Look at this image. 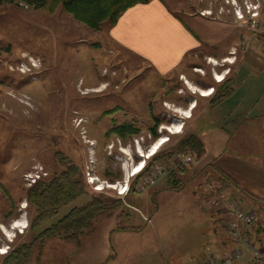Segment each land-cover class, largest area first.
I'll return each mask as SVG.
<instances>
[{
	"label": "rangeland",
	"instance_id": "374dc122",
	"mask_svg": "<svg viewBox=\"0 0 264 264\" xmlns=\"http://www.w3.org/2000/svg\"><path fill=\"white\" fill-rule=\"evenodd\" d=\"M163 2L200 41L168 74L112 39L110 30H95L63 7L37 9L22 0L0 5V264L92 196L123 203L99 215L80 243L48 238L30 264H104L111 256L106 264H191L212 251L219 232L224 236L210 217L214 201L242 196L236 187L218 190L213 159L224 151L254 159L264 154V0ZM228 78L235 91L215 110L227 117L222 126L211 98ZM196 89L214 92L205 97ZM124 125L139 132L126 138L112 132ZM189 134L202 139L206 154L197 158L189 150L193 161L184 165L177 147ZM170 151L180 190L169 186ZM59 152L80 167L87 192L34 227L28 191L64 169ZM143 159L141 173L147 172L131 177ZM160 166L166 171L156 184L142 189ZM88 170L101 183L131 177L130 191H98ZM249 208L264 221V203Z\"/></svg>",
	"mask_w": 264,
	"mask_h": 264
},
{
	"label": "trees",
	"instance_id": "16d2710c",
	"mask_svg": "<svg viewBox=\"0 0 264 264\" xmlns=\"http://www.w3.org/2000/svg\"><path fill=\"white\" fill-rule=\"evenodd\" d=\"M15 0H0V5L10 3ZM28 5L37 9H50L55 11L56 8L63 7L68 13L72 14L75 19L88 25L89 27L102 31L111 30L119 22L120 18L132 7L139 4H147L151 0H22ZM235 91L234 78H228L223 84L221 90H217L211 98V106L215 108L224 102ZM112 112V111H111ZM161 120H157L156 126L152 131L157 135V126ZM123 138L128 135L137 134L139 129L130 125L119 126L112 129ZM179 152L189 153L193 151L197 158H201L205 152V145L200 137L196 134L184 136L177 147ZM175 151L167 153L169 162L166 166L170 167L168 182L171 189L180 190L183 188V182L178 177L179 171L173 169L172 160ZM56 158L63 164L64 169L48 181L38 180L28 191V200L35 207L36 215L33 220L34 227L56 216L60 209L75 201L77 198L86 194V187L82 178L80 167L62 153H57ZM157 157H155L156 159ZM181 172H186V168H181ZM216 171V170H215ZM147 170L139 175V178ZM217 177L215 182L219 183L220 192L235 188L237 182L228 174L216 171ZM138 178V179H139ZM140 180V179H139ZM137 180V182L139 181ZM136 192V183L132 185L130 195ZM130 195L127 196L130 197ZM123 199L110 200L101 196H92L84 205L73 208L63 218L58 220L50 227L43 230L38 237L31 243L19 245L6 256L8 264H30L34 252L39 244L43 247L46 240L51 237H59L68 242H79L81 236L90 231L93 227L94 220L101 214L111 212L118 208ZM224 215L222 208H217L210 213L211 219L215 223H221ZM262 231V229H261ZM257 229H249L246 234L254 237ZM257 239V238H255ZM262 241V239H261ZM115 256L109 257L106 262H110ZM106 262L104 264H106Z\"/></svg>",
	"mask_w": 264,
	"mask_h": 264
},
{
	"label": "crops",
	"instance_id": "0c3cea01",
	"mask_svg": "<svg viewBox=\"0 0 264 264\" xmlns=\"http://www.w3.org/2000/svg\"><path fill=\"white\" fill-rule=\"evenodd\" d=\"M109 33L112 39L146 59L162 74H168L178 68L188 54L200 46L198 37L167 7L163 0H151L147 4L130 8ZM201 87L203 86H198V89ZM200 91L203 92L198 90ZM220 106L212 109V113L215 121L224 126L223 119L227 117L215 115V110L217 111ZM232 127L236 130L238 126L234 123ZM213 163L212 167L216 171L230 175L237 182V192L242 197L236 198L240 199L247 208L264 203V154H261L259 159H254L238 157L224 151L213 159ZM255 228L257 229L255 238L263 242L262 217ZM219 233V238L211 245L212 251L196 262L207 260L213 255L222 256L231 251L233 246L231 241ZM244 264L258 263L245 259Z\"/></svg>",
	"mask_w": 264,
	"mask_h": 264
},
{
	"label": "built area",
	"instance_id": "2783aa9c",
	"mask_svg": "<svg viewBox=\"0 0 264 264\" xmlns=\"http://www.w3.org/2000/svg\"><path fill=\"white\" fill-rule=\"evenodd\" d=\"M179 131H182V129ZM161 141H163V139ZM138 142L139 140H136V143ZM152 156V153H150L147 157ZM192 157L193 156L191 154L183 152L178 153L177 155V159L184 165L191 164L193 161ZM141 164L145 166V160L144 162H141ZM143 170L144 168L140 172L135 173L136 169H133L131 177L137 176ZM165 171V166H160L155 172H152V175L146 178L144 184L142 185V189L145 190L148 187L154 186L159 178V174L162 175ZM131 177H129L127 181L125 180L124 183H113L107 180L101 183L99 182V177L98 179H95V176L92 175L90 170L87 172L89 185H94L95 189L98 191H102L105 188H114L118 191L119 196H124L130 191ZM29 178H31L33 183L37 181V177L35 176ZM208 190L210 193H215L212 191L214 190V185L209 184ZM223 198L224 199L222 201L220 198L215 200L214 203L217 208H222L224 210L223 220L220 223V226L222 227L223 234L227 237V239H229V241H231L233 245L232 249L225 255H213L207 260H202L193 264H244L245 259H249V261L258 264H264V237L263 242H259V240L246 234L249 229L255 228V225L259 223L261 218L259 212L255 209L245 207L242 201L236 197L230 196L227 198L226 195H224Z\"/></svg>",
	"mask_w": 264,
	"mask_h": 264
},
{
	"label": "bare ground",
	"instance_id": "6f19581e",
	"mask_svg": "<svg viewBox=\"0 0 264 264\" xmlns=\"http://www.w3.org/2000/svg\"><path fill=\"white\" fill-rule=\"evenodd\" d=\"M226 61H228V62H230V63H234V61L233 60H231L230 58L229 59H227ZM211 62H214V60L212 59L211 60ZM225 77V76H224ZM218 78H220L219 80L220 81H222L223 80V76L220 74V73H218ZM197 91V93H200L201 95H204V96H210V95H212L213 94V92H214V90H209V89H207V90H203V92H198V90H196ZM197 106V104L196 105H194V108ZM177 132H179V131H177ZM176 132V133H177ZM181 132V131H180ZM165 143V141L163 140L162 142H160V143H157L155 146H154V148H153V154L154 153H156L157 151H158V149ZM144 156V155H143ZM142 162H144V159H143V161ZM141 162L139 163V164H137L136 166H135V168L134 169H136V171H135V173H138L140 170H142L143 168H144V166H143V164H141ZM17 227H24L23 225H18V224H16L15 225V227L14 228H17Z\"/></svg>",
	"mask_w": 264,
	"mask_h": 264
},
{
	"label": "clouds",
	"instance_id": "9594fccd",
	"mask_svg": "<svg viewBox=\"0 0 264 264\" xmlns=\"http://www.w3.org/2000/svg\"><path fill=\"white\" fill-rule=\"evenodd\" d=\"M153 150V149H152ZM152 155H153V153H152ZM141 157H144V156H141Z\"/></svg>",
	"mask_w": 264,
	"mask_h": 264
}]
</instances>
